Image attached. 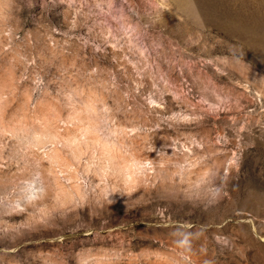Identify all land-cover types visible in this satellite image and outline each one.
<instances>
[{
	"label": "rangeland",
	"instance_id": "obj_1",
	"mask_svg": "<svg viewBox=\"0 0 264 264\" xmlns=\"http://www.w3.org/2000/svg\"><path fill=\"white\" fill-rule=\"evenodd\" d=\"M0 264H264V0H0Z\"/></svg>",
	"mask_w": 264,
	"mask_h": 264
},
{
	"label": "bare ground",
	"instance_id": "obj_2",
	"mask_svg": "<svg viewBox=\"0 0 264 264\" xmlns=\"http://www.w3.org/2000/svg\"><path fill=\"white\" fill-rule=\"evenodd\" d=\"M139 161V160H138ZM142 162V161H141ZM126 168V170H128L125 174H124V178H126L125 179V181L126 180H129V178L130 179H132L134 176H133V174H132V172H133V170L134 169H139V168H142V164L140 163V162H137V163H135V164H133V165H131V168L129 169V168H127V167H125ZM118 169V168H117ZM122 169V168H121ZM124 169V168H123ZM119 171V170H118ZM121 171V170H120ZM125 172V171H124ZM121 173H122V171H121ZM132 174V175H131ZM132 177V178H131ZM129 181H131V180H129ZM138 181H141V179H139Z\"/></svg>",
	"mask_w": 264,
	"mask_h": 264
}]
</instances>
